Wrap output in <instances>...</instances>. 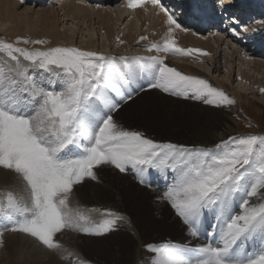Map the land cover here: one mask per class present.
Instances as JSON below:
<instances>
[{
    "label": "snow or ice",
    "instance_id": "6c2138e0",
    "mask_svg": "<svg viewBox=\"0 0 264 264\" xmlns=\"http://www.w3.org/2000/svg\"><path fill=\"white\" fill-rule=\"evenodd\" d=\"M146 2L129 0L128 6L138 7ZM150 2L165 12L169 28L163 45L153 44L149 51L156 48L186 56L207 54L200 49L177 47L172 33L187 29L181 27L160 0ZM23 43L46 41L23 39ZM0 52L14 62L20 74L27 71L21 62L23 57L49 71L55 66L65 79V86L59 92L34 90L33 99L39 97V106L28 114V107L20 102L15 90L4 87L0 68V167L16 173L24 182L23 191L27 194L0 191V217L13 225L0 230V245L8 230L29 234L52 250L62 248L55 237L64 229L89 235L110 232L124 217L106 209L103 210L105 218L95 222L84 210L72 207L70 197L74 186L85 178L97 179L94 171L97 166L110 164L124 172L131 165L141 172L157 168L174 173L173 183L163 199L189 225L193 236L198 234L203 211L217 212V241L195 249L170 243L147 245L155 253L152 264H264V193L261 192L264 190V136L229 137L214 149L160 144L141 132L123 129L105 112L119 107L106 89L123 98L113 82L117 77L123 79L125 72L112 58L74 47L29 51L3 39H0ZM133 59L140 60V71L154 80L150 88L203 100L210 105L234 103L207 80L181 73L165 63L163 57ZM70 150H74L72 155L68 154ZM237 207L239 213L235 212ZM257 241L259 246L249 251ZM76 264L89 262L77 259Z\"/></svg>",
    "mask_w": 264,
    "mask_h": 264
},
{
    "label": "rangeland",
    "instance_id": "374dc122",
    "mask_svg": "<svg viewBox=\"0 0 264 264\" xmlns=\"http://www.w3.org/2000/svg\"><path fill=\"white\" fill-rule=\"evenodd\" d=\"M21 1L23 2V0H20V2ZM49 1L50 0H40L39 1L40 3L37 2L34 4L31 0H28V2H26L25 4H22V2L19 3L20 5H17L18 8L16 7V10H17V12L20 13V12H22V10L23 11L25 10L27 5L30 7L29 8L27 6V8H29V9H32L34 6H36L33 8L34 10L46 9L47 7H50V5L55 7V9L59 8V6H60L59 2H57L56 4H53V3L50 4ZM58 1H61V0H58ZM81 1L83 2L84 0H81ZM94 1L95 0H93L91 2L89 1L90 3H93V6H94L93 9H98V7L100 6L102 11H103L105 8L110 6V5H108V6L104 5L103 3H105V1H103V0H97L95 2ZM226 1L227 0H223V1H220V0H160L161 4H163L164 7L168 9L169 14H172L175 17V19L177 21H179L178 23H180L184 29H187V31H191V29H193L191 31V32H193V35L199 34L200 38H202V37L204 38V36L206 37L208 35L211 36V38H212L215 35L211 40L214 43L219 42L218 44H220L222 41V38H224L223 43L219 47H217V52L215 54L211 53V55H210V52H209L206 55L204 54V57H201V55H203V54L199 55L197 53H193L191 56H186V55L174 54L173 52L172 53L171 52L170 53L165 52L166 54H164V55L174 62H179V61L183 60V58H184V60L186 62H188L189 64H191V66H193V65L196 66L195 69H197L199 71H204L205 75H207V77L210 79V81H209V79L207 80L209 82V84L212 85L213 87H215L216 89L223 91L229 99L233 100L234 103L238 105V108L241 111V116L239 115L238 121H235L231 117V121L234 122V124H232V127H234V129L237 130L238 132L233 134V136H231V137L244 136V135H248V134H254L257 136H264V91H262V90H264L263 89L264 84L258 83V82L262 81L264 78L263 79L260 78V73H259V71L255 70L256 65H255V63H253V61H259L262 64L264 63V0H232V1L228 0L227 2ZM261 1H263V2H261ZM113 3H114V7H116V8L122 7L121 9L124 8L123 10L126 11L130 15L127 16L126 18H124L123 20L118 21V23L114 26L111 25L112 24V22H111L110 25L112 26V33H113V35L116 34L113 36L112 40H110L111 37L107 33H105L102 26L98 27V24H99V23H97L98 20L96 22V20L93 19V21H92L94 23L93 25H91L89 23H85L83 21H78V23H77V21L73 20L71 16H69L68 20H65L64 18H62L60 16V13H57L59 15L58 16L59 19L56 20V23L58 25L57 27L59 28V30L62 31L65 29V31H66V30L70 29L71 31H73L75 33V34H73L74 35L73 36L74 37L73 44L68 43V45L66 46V45H62V44L58 43V44L52 45V47H49V48H53V47H74V48H77V49H80L83 51L96 52L97 50H86L84 48H80V46H79L80 41H83V40L86 41V38L88 36H92L91 39H92V41H94L93 44L95 43V45L97 46V48L99 50H102V49L103 50L104 49L109 50L110 48H111V50H114L117 48V47L115 48V46H116L117 41L120 39V37L124 33L128 32V30L130 29V27H129L130 22L134 23L133 27L135 26V24H138L135 27L136 28L138 27L139 29L137 30L134 28V31L139 32V30L143 29L142 27L145 26L144 29L145 30L148 29L147 33H149L150 35L153 36L154 34L158 33L157 32L158 31L157 26H156L158 23L156 22L157 21L156 19L158 18V14L160 12L161 13L162 12L165 13V12L162 11L160 9V7L154 6L150 2V0H148V2H146V3H144L142 5V7L140 6L142 8V12H141L140 16L142 17L143 23H140L137 19V16H136V9H138L139 7H129L128 6L129 2L126 3V2H123V0H114L113 2H111V4H113ZM32 4H33V6H32ZM228 5H230V6H228ZM223 6H228L229 8L232 7L231 11L229 10V12H227V13L223 12V9H222ZM102 7H104V8H102ZM112 16H113V14H112ZM153 17L155 19H153ZM95 19H97V18H95ZM33 20H34V17L32 18L31 21H33ZM206 20H208L207 24L204 23ZM139 23L142 25H140ZM9 25H10V23L5 22L3 27L8 28ZM0 26H2V25L0 24ZM57 27L55 28L56 30L58 29ZM233 29H235V32L233 31ZM37 30H38V28H37ZM131 30L133 31V29H131ZM38 33H39V35H42L41 31H38ZM106 35L109 37L108 39H107ZM25 36H27V35H25ZM54 36L55 35H53V36L49 35L46 38H43V37H39L37 35H34L32 37L37 38V39L41 38L40 40L43 39V41H46V43H48L49 41L56 39ZM159 36L157 35V37H159ZM217 36L220 38H218ZM32 37L24 38V34H18L16 39L12 40L11 36L0 33V39H3L6 42L11 43L13 45L21 44L20 46L18 45L16 47L26 48L29 51L34 50V49H39L42 51L48 49L47 47H46V49H44L45 47L43 48V46H41L43 44L28 43L26 45L24 43H18L17 42L18 38H21L20 41L23 42V39L33 40ZM37 39H34V40H37ZM179 39H180V37H179ZM216 39H217V41H216ZM66 40H67V42L69 41L68 38ZM143 40H145V39H143ZM154 40H151L150 43L146 44V45H144V43L141 45L140 44L139 45H137V44L129 45V46H127V48H125V51H126V49L127 50L129 49L128 51H131V50L136 51V52L140 51L143 53H150L152 51L151 52L152 56H155L156 55V50H155L156 48H152L151 51H149L150 46L153 45L154 42L157 44L163 45V42H160L159 39L156 40V38ZM180 40L182 42H185L187 39L181 38ZM212 41H211L210 45L212 44L215 46V44ZM22 44H24V45H22ZM185 46L190 47V48L192 47V45L191 46L185 45ZM243 51L245 53H243ZM240 52H241V54H240ZM96 53L102 54L106 58H109V57L112 58L113 62L116 64V66L118 68H120L121 71H123L124 69H129V71L131 70L130 71L131 75L134 74L136 76L138 74V69L140 70V68L142 67V62L140 60L133 59L136 57H140L138 55H134L131 57H124V56H121V55L116 54V53L115 54L111 53V55L110 54L104 55L103 53H100L99 51ZM151 54H149V56ZM213 56L215 59H213ZM125 58H127V59H125ZM8 60H10V59L7 57V55L3 52H0V65H1L0 68H2L3 70L6 69L3 72V75H4L3 79H6V78H9L10 76H12V77H10L11 79H10L9 83H10L11 87H9V88H13L15 90L17 98L20 100V102L23 105H26L28 107V109H29L28 114H32L34 112V110L36 108H38V106H39V97H37L35 100L33 99V93L32 92H34V90L39 89V88L44 89L45 91H56V92H59L62 90L63 87H61L59 85H58V87H55V88L49 87L46 85H39L38 87L36 86L35 89H33L31 87L32 89L28 88V90H27V88H24V87L22 88L23 84L21 83L20 79H21V77L24 76L23 74L19 73L18 78H16L11 73H9V76L6 75V77H5V74H7V72H8V68H5L4 66H6L8 63L10 65L12 64L14 66V62L8 61ZM21 60H23V57H21ZM23 61L27 65H29L30 69L37 68L36 70H34V74L33 73L31 74L32 70L30 71V75L28 76L29 79L30 78L31 79L36 78L35 76H37L39 73H46L47 76L51 75V74H49V72H50L49 70L42 69V68H39L35 65H32L31 62H29V61H25V60H23ZM26 69H28V68H26ZM52 69H55L56 73H59V71H60V73L57 75V77H59L60 79L64 78V74L60 69L55 68V66H52ZM238 69L240 72L243 71V73L241 72L242 75H239L240 72L237 71ZM247 74H249V75L247 76ZM144 75L145 74L143 73V76ZM185 75H188V74H185ZM254 76H256V77H254ZM132 80L133 81H132L131 85L128 84L129 87L124 86L122 83H120V81H122V80H120L119 77H117V79L113 82L115 84V86L118 87L120 92L123 93V98L121 96L117 95L111 89H106L107 95L112 99V101L114 103H118L119 105H121V104L124 105V106L122 105L123 108H121L122 106H119L118 108H116L112 112H107V109H105V112L107 114L112 115L114 121L119 126L123 127V129H125V130L141 132L147 138L152 139L155 142L160 143V144H166V143H172V144H176V143L186 144V143H188V144H190V143H193L194 140H197V141L203 143L204 141L210 140L208 135L206 136V135L199 134L198 131L201 129H198V128L203 127L206 131L213 132L212 130L214 128L213 127L214 122H217L218 119L209 117V115L211 114V111L218 110L216 107L211 106V105H209V106L208 105H202V104H200V102H197L196 99H193V101H190V102H186L183 98H181L179 96L174 98L173 95H170L169 93L165 94L161 90H158L161 92V94L169 97V99H167L169 101L162 103V102H160L159 99L154 98L155 96L157 97V95L155 94L156 92H154L152 90L153 88L149 87V84H147L145 82V83H143V87L140 84L137 87H135L134 84L136 83V80H134V79H132ZM26 81H27V78L25 77L23 79V82L26 83ZM34 82H35V85H36V83H38V81H34ZM262 82H264V81H262ZM146 86H147V88H145ZM216 86H218V87H216ZM5 88H8V86ZM138 88H140L142 90L140 91V89H138ZM154 89L157 90V88H154ZM149 90H150V92H149ZM25 91L27 93H24ZM112 94H114V95H112ZM137 94L140 96L139 99H136L139 97ZM142 94L144 96H142ZM145 94H146V96H145ZM129 95L131 96V99L127 98V96H129ZM140 100H143L144 102H139ZM156 102H158V104ZM206 106H207V108L209 107V109H207ZM187 108H189V109H187ZM211 108H213V109H211ZM119 109L121 110L120 111L121 113L119 112ZM181 112H183L186 115L188 120L185 117H183V114ZM203 123H206V124H203ZM171 139H175L176 142L171 141ZM184 144H182V145H184ZM187 146L188 145H186V147ZM198 146H200V145H196V146L195 145H189L188 147L189 148H196L197 147V149H198ZM73 152H74V150H70L68 154L72 155ZM105 167H106V169H105ZM110 167L112 169H115L114 165H110ZM131 167H132L131 165H128V166H126V169H129ZM108 168L109 167L102 164V165L97 166L94 169V171L96 172V175L98 176V178L101 177L104 181L112 180L113 184L117 183L116 184L117 186H120V187L127 189L126 183H124L125 181H123L122 178L117 177L115 174L112 175L111 169L107 170ZM0 169L3 170V171H0V177L3 176L4 171L6 172L7 175H8V172H11V170H7V169H4L2 167H0ZM129 172L130 171L127 170L126 173H124V175L127 178H131V179L133 178V180L136 182L132 172H130L131 174ZM109 173H111V174H109ZM13 174H14V172H12V174H11L13 177H14V175L17 176L16 173L14 175ZM16 176L14 178H17L19 181L20 180L22 181L21 178L19 179V177L18 176L16 177ZM105 176H108V177L105 178ZM130 176H132V177H130ZM143 177L147 178V175H145V173H144ZM115 178H116V180H115ZM84 180H86V179H84ZM84 180H83V182H84ZM21 181H20V185L18 188L21 187V189H23L24 188V186H23L24 182L23 181L21 182ZM83 182H82V184H83ZM85 185H87V184L82 185V187L83 186L85 187V188H83V190H84L83 192L86 193L88 196H90L91 195V194L89 195L90 186L89 185L85 186ZM0 186L2 187V188L0 187V191L1 190L5 191L7 189V187H9L10 189L13 188L11 191H13L16 194L18 193L17 195H20L18 191L15 192V190L17 189V186H15V184L13 186L11 184H10V186H8L7 184H0ZM9 188L6 191L10 190ZM148 190L150 191V188ZM112 191L115 192L114 189H112ZM114 192H111V193L107 192L111 196L107 195L106 192L104 194H102L103 196L102 195L101 196H102L103 200L102 199L100 200V201H103L102 204L107 203L108 205H114L115 201H116V199H115L116 197H114V195H113ZM120 192H121V190H120ZM261 192H262V190H261ZM72 193L75 195L74 192H72ZM121 194L123 195L124 193L121 192ZM128 194L130 196V191H128ZM112 196H113V198H110ZM122 197H123V199H122L121 203L122 202L123 203L119 204L120 208L117 211L118 212L117 214H119V215L121 214L122 217H125L126 219H128L129 224H131L134 229H132V230L126 229L124 231H120V229L115 228L114 230H111V232L105 233L103 235H90L93 237L91 238V240H89V242L79 238V240H77V244H78V246H80V251H81V255H82L83 259L90 261L92 264H94V263H97V264H139V263H144V261H147L144 264H152V261H153V258L155 257V254H154V252L150 251L152 253V255L150 257H145L144 250L147 253H149V251L146 249L143 250L139 246V244L136 242V237L139 233H140V236L143 238L142 242L144 243L143 246L146 245L145 247H147V245L152 244V242L157 240V239H158V243H161V244L162 243H170V244H174L178 247L189 248V249H195V248L199 247V245H197V246L191 245L189 241L182 242L181 241L182 236L175 235L172 230H169V228L168 229L164 228L162 226V224H160L158 222L156 223V221H152V223H151L152 225L144 224V222H145V221H143V220H145L144 215H145V212L147 211L145 204L140 205L139 207L138 206L135 207L134 203L130 202L131 200H129V199H131V197H128V195L127 196L125 195V197L124 196H122ZM106 198L109 200L107 201ZM113 199H115V200H113ZM252 200L256 201L257 198L254 197ZM105 201H107V202H105ZM88 203H86V205L96 204L95 202L93 203V197L92 196L90 199L91 204H88ZM107 204H105V205H107ZM147 204H150L149 199H147ZM105 205H102L103 209H105V207H106ZM111 208L112 207H110V209ZM139 208H141V210ZM120 209L121 210L123 209V210L121 211ZM137 210L139 211L138 212L139 214H137ZM140 211H141V213H140ZM235 211H240V210L237 207V208H235ZM88 214L92 215V216L91 215L90 216L92 217L93 221L96 220V217L92 213L88 212ZM134 214H136V215H134ZM173 214H174L175 218L178 220L177 225H182L184 227L186 226L187 230L189 231V225L183 221V219L176 213L175 210H174ZM216 216H217V212L215 210L205 209L203 211V215L201 217V224L198 226V231H199L198 233L202 234V235H207V236L209 235L210 236V234H211L210 231H212V229H211L212 224H206V223L208 221L216 219ZM218 223L219 222L217 220V225H218ZM5 226H7V228L10 229L13 225L11 223H9L8 221L4 220L2 217H0V230L4 229ZM213 229L215 230L214 227H213ZM218 231H219V229H218ZM218 231H215L212 234V236L210 238V242H215L219 239V232ZM201 232H203V233H201ZM20 233L21 232H12L10 230L5 231L4 236H3L4 237L3 238V244L5 245V242L9 243L10 240H11L10 242H14L15 241V238L13 239L14 235H18V237H19ZM79 235H83V234H79ZM84 235H86V234H84ZM98 236H100V239L99 238L97 239ZM191 237L196 238L198 241L202 240L201 237H196L193 235ZM191 237H189V239ZM26 238H27L26 241H28L29 243H32L35 246L40 245L39 242H36V240H37L36 238H34L30 235L26 236ZM84 238H86V237H84ZM169 238H171V239H169ZM144 239H145V242L147 244L144 242ZM88 244H92L93 246L88 245ZM158 245H160V244H158ZM200 246H202V245H200ZM40 247H41V245H40ZM140 249L142 251H140ZM251 250L252 249L249 247V251H251ZM114 251H119V252L114 253ZM53 253H55V252H53ZM139 253H141V254H139ZM72 256L79 258L78 255H72ZM72 256L67 257V258L70 261H72ZM17 260H19V257H18V254L16 252L11 251V250H7L6 246L0 247V264H19ZM42 260H43L42 262L29 261L28 263H25V264H49V263H46V261H44V260H46L45 257ZM142 260H144V261H142Z\"/></svg>",
    "mask_w": 264,
    "mask_h": 264
},
{
    "label": "bare ground",
    "instance_id": "6f19581e",
    "mask_svg": "<svg viewBox=\"0 0 264 264\" xmlns=\"http://www.w3.org/2000/svg\"><path fill=\"white\" fill-rule=\"evenodd\" d=\"M31 1L35 4V3L39 2L40 0H31ZM89 1L91 2L93 0H84L83 2L81 0H75V1L74 0H61V1H58V0H50L49 1L50 4H52V3L53 4H56L57 2H59L60 3L59 8L55 9V7H53V6L50 5V7H47L46 9H37V10H34L33 8L36 7V6H34L32 8L33 9L32 10V9H29L30 7L27 5L29 8H27V6H26L25 10L24 11L22 10V12L19 13V12H17L16 7H17V5H20L19 3H21L22 1L20 2V0H0V24L2 25V26H0V33H3V34H6V35L11 36L12 40H15L18 34H24V38H26V37H32L34 35H37L39 37L46 38L49 35L50 36L55 35L54 36L56 38L55 40H51L48 43H43V45H41V46H43V48L45 47L44 49H46V47L47 48L52 47V45L58 44V43H60L62 45H66V46L68 45V43H72L73 44V39H74V37H73L74 35L73 34H75V33L73 31H71L70 29L69 30H66V31H65V29L62 30V31H60L59 28L57 27L58 25L56 23V20L59 19L58 18L59 15L57 13H60V16L62 18H64L65 20H68L69 19V16H71L73 20L77 21V23H78V21H83L85 23H89V24L93 25L94 24L92 22L93 19L96 20V22L98 20V22H97V23H99L98 24V27L99 26H102V28L104 29L105 33H107L111 37L110 40H112L113 39V36L116 35V34L113 35V33H112V26L116 25L118 23V21L123 20L124 18H126L130 14H128L126 11H124L123 10L124 8L121 9L122 7L121 8L120 7H117V8L114 7V3L111 4V2H113L114 0H103V1H105V3H103L104 5H106V6L110 5L109 7L105 8L103 11H102V9H101L100 6L98 7V9H93V7H94L93 6V3H90ZM95 1H97V0H95ZM220 1H223V0H220ZM26 2H28V0H23L22 4H25ZM123 2H126L127 3V2H129V0H123ZM261 2H263V1H261ZM32 6H33V4H32ZM228 6H230V5H228ZM228 6H223L222 7L223 12H226L227 13V12H229V10L231 11V8L232 7L229 8ZM138 7H139L138 9L135 8L136 9V16H137L138 21L140 23H143L142 17L140 16L141 15V12H142V8H141L142 6L141 7L138 6ZM102 8H104V7H102ZM112 14H113V16H112ZM33 17H34V20L31 21ZM95 18H97V19H95ZM153 19H155V18L153 17ZM156 20L155 21L158 23L156 25L157 26V30H158L157 32L158 33L154 34L153 36L150 35L149 33H147V30L148 29L145 30L144 29L145 26H143L142 27L143 29L139 30V32L138 31H134V28L137 29V30L139 29L138 27L137 28L135 27L138 24H135V26L133 27L134 23L133 22H130L129 23L130 29L129 30L127 29L128 32L124 33L120 37V39L117 41L116 46H115V48L116 47L117 48L114 49V50H111V48L109 50L108 49L99 50L97 48V46L95 45V43L93 44L94 41H92V39H91L92 36H88L86 38V41L85 40L80 41L79 42V46H80V48H84L86 50H97L96 52L99 51L100 53H103L104 55H106V54H110L111 55V53H114V54L116 53V54H119V55L124 56V57H131V56H134V55H138L140 57H150V56H152V54H151L152 51L150 53H143V52H140V51H137L136 52V51H132V50L131 51H128L129 49L128 50L126 49V51H125V48H127V46L133 45V44H137V45L140 44L141 45V44L144 43V45H146V44H149L150 41L151 40H154L155 38H156V40L159 39L160 42H164V39L168 35V28H169V25L166 22L167 21V17L165 15V13H163V12L161 13L160 12L158 14V18ZM5 22L10 23V25L8 26V28L3 27V25H4ZM111 22H112V24H111ZM177 22H179V21H177ZM140 25H142V24H140ZM56 27L58 28L57 30L55 29ZM37 28H38V30H37ZM131 29H133V31ZM192 30L193 29H191V31ZM38 31H41L42 35H39ZM191 31H181L180 29H176L172 33V37L175 39V42H176L177 47L184 48V49H189L190 47H187L185 45H189V46L192 45L191 49H200V50H202L203 53H209L210 52V55H211V53L212 54H215L217 52V47H219L223 43V41H224V38H222V41H221L220 44H218L219 42L214 43L211 39L215 35L212 38L209 35L206 36V37L204 36V38H203L202 37L203 35H202L201 36L202 38H200L199 37L200 36L199 34L197 35V34L194 33L195 35H193V32H191ZM25 35H27V36H25ZM157 35L158 36L160 35V36L157 37ZM142 36L143 37H146V39L145 40H141L140 38ZM106 37H107V39L109 38L107 35H106ZM179 37H180V39L181 38H186L187 40L185 42H182L179 39ZM32 38H33V40L34 39H37V38H34V37H32ZM65 38L66 39L68 38L69 41L67 42V40ZM218 38H220V37H218ZM40 39L41 38H39L37 40H40ZM211 41L215 44V46L212 45V44L210 45ZM216 41H217V39H216ZM19 43H23V42L20 41ZM24 44H22V45H24ZM153 44H157V43L154 42ZM18 45L20 46L21 44H18ZM18 45H15V46H18ZM158 45H160V44H158ZM155 50H156V55L155 56L163 57L165 63H167L170 67L176 68L181 73L188 74L190 76H196V77L202 78L204 80H208L209 79L207 77V75H205V72L204 71H199V70L195 69L196 66H194V65L191 66V64H189L188 62H186L184 60V58H183V60H181L179 62H174V61L170 60L169 58H167L164 55V54H166L165 52L158 51L157 49H155ZM170 52L171 51H169V53ZM243 53H245V52L243 51ZM149 54H151V55L149 56ZM197 54L201 55L202 53H197ZM240 54H241V52H240ZM201 57H204V54L201 55ZM213 59H215L214 56H213ZM8 61H10V60H8ZM21 62L25 66V68H28L27 71H26V73L23 74L24 75L23 77L24 78L25 77L27 78L26 83L23 82V79H24L23 77H21V79H20L21 80V83L23 84L22 88L24 87V88H27V90H28V88L35 89L36 86L38 87L39 85H46V86L54 87V88L55 87H58V85L61 86V87H64L65 86V79L64 78L60 79L59 77H57V75L60 73L59 70H58L59 73H56V70L55 69H52L49 72V74H51L50 76H47L46 73H39L37 76H35L36 78H34V79H31L30 78L29 79L28 76L30 75V71L32 70L31 71V74L32 73L34 74V70H36L37 68L30 69L29 68V65H27L23 60H21ZM253 63H255V65H256V69L255 70L259 71L260 78L263 79L264 78V63L262 64L259 61H253ZM11 65L8 63L6 65L7 67L4 66L5 68H8V72H7V74H5V77H6V75L9 76V73H11L14 77L18 78L19 72L17 70H15V68H14L13 65H12L13 67ZM4 70H6V69H4ZM4 70H3V72H4ZM123 71L125 72V77L123 79H120V80H122V81H120V83H122L124 86H128L129 87L128 84L131 85V83L133 81L132 79L136 80V83L134 84L135 87H137L139 84L143 87V83H145V82L147 84L154 83V80L150 76H147V75H144L143 76V73L139 69H138V74L136 76L134 74L131 75L129 69H124ZM237 71L240 72L239 69ZM241 72L243 73V71H241ZM241 72L239 73V75H242ZM248 75L249 74H247V76ZM10 77H12V76H10ZM10 77L9 78H6V79H3V85H4V87H7V86H8V88L11 87V85L9 83L10 82V79H11ZM254 77H256V76H254ZM34 81H38V83H36V85H35V82ZM209 81H210V79H209ZM262 81H264V79ZM262 81H260L258 83L259 84L260 83L264 84V82H262ZM216 87H218V86H216ZM145 88H147V86ZM138 89H140V88H138ZM263 89H264V87H263ZM141 90L142 89H140V91ZM152 90L154 92H156L155 94L157 95V97L155 96L154 98L159 99L160 102L163 103V102L169 101V100H167V99H169V97L161 94V92L158 91V90H161L163 93L168 94V93L164 92L162 89L155 90L153 88ZM149 92H150V90H149ZM24 93H27V92L25 91ZM112 95H114V94H112ZM170 95H172V94H170ZM142 96H144V95L142 94ZM145 96H146V94H145ZM177 96L183 98L186 102L193 101V99L186 98V97H184L182 95H173L174 98L177 97ZM139 98H140V96L138 98H136V99H139ZM139 102H144V101L143 100H140ZM197 102H200V104H202V105H208V106L210 105V104H205L203 102V100H197ZM156 103L158 104V102H156ZM122 105L123 104H121L119 106H122ZM123 106L121 108H123ZM211 106H214V107H216L218 109V110H215V111L214 110L211 111V114L209 115V117L218 119L217 122H214V126L212 125L214 127L213 130H212L213 132H208L203 127L198 128V129H201V130L198 131V133L199 134H202V135H206V136L208 135V137H209L210 140L204 141L203 143L202 142H199L197 140H194L193 143H190V144H188V143H186V144H184V143H176V144H179V145L184 144L185 146L186 145H188V146L189 145H195V146L196 145H200V146H198V149H200V148H202V149H214V147H215L216 144H219L223 140H228L229 137L233 136V134H235V133L238 132L237 130L234 129V127H232V124H234V122L231 121V117L235 121H238L239 115L241 116V111L239 110L237 104L232 103V104H224V105H220V106H216V105L213 104ZM206 108H207V106H206ZM187 109H189V108H187ZM207 109H209V107ZM211 109H213V108H211ZM120 111L121 110L119 109V112ZM181 113L183 114V117H185L188 120V118L186 117V115L183 112H181ZM203 124H206V123H203ZM171 141H175L176 142L175 139H171ZM104 165H106L107 167H109L107 170L111 169L112 175L115 174L117 177L122 178V180L125 181L124 183H126V188L127 189H125L123 187H120V186H117L116 185L117 183L116 184H113L112 180H110V181H104L101 177L98 178V176H97V179L96 180H92L91 178H85L86 180H84V182L82 181L83 184L81 182V184L75 185L74 188H73V192L75 193V195L72 193L73 195H71V197H70V205L72 207H74V208L75 207H79L81 210H84L86 212V214H88V212L89 213H92L96 217L95 222H99L100 220H102L103 218H105V216L103 214V210H106L107 209V210H111L112 212L118 213L117 211L120 208L119 207V204H122L123 203V202L121 203V201L123 199L122 196L125 197V195L126 196L128 195V197H131V199H129V200H131L130 202L134 203V206L135 207H137V206L139 207L140 205L145 204V206L147 208V211L145 212V215H144L145 216V220H143V221H145L144 224H146V225H148V224L152 225L151 224L152 221H156V223L158 222V223L162 224V226L164 228H166V229L169 228V230H172L175 235L182 236V240H181L182 242L189 241L190 244L191 245H194V246H197V245L200 246V245H203V244H207V242L208 243L210 242V238H211L212 234L215 231H218L217 219H213L211 221H208L206 224H212L211 225L212 231H210L211 234H210V236L209 235L207 236V235H202V234H199L198 233L195 236L202 238L201 241H198L196 238H194V237L192 238L191 237L192 235H191L190 231L187 230L186 226L184 227L182 225H177V221L178 220L175 218V216L173 214L174 209L172 208L171 204L166 199H163L164 194L168 191L169 187L173 183L174 173L170 169L147 168L145 171L141 172V171H139L138 168L131 167L129 169H126L124 172H121L117 168L112 169L110 167V164H104ZM105 169H106V167H105ZM127 170L130 171V172H132V174L134 175V178H135L136 182L133 180V178L132 179L131 178H127L124 175V173H126ZM0 171H3V170L0 169ZM4 172H3V176L0 177V184H7L8 186H10V184L12 186L15 184V186H17V189L15 190V192L18 191L20 195L26 196L27 194L23 191V189H21V187L18 188L19 185H20V181L21 180L19 181L17 178H14L16 176V175H14L15 173L13 174L14 175V177H13L11 175L13 171L8 172V175L6 174V172L5 173ZM144 173H145V175H147V178L143 177V174ZM109 174H111V173H109ZM108 176H105V178L108 177ZM130 177H132V176H130ZM115 180H116V178H115ZM141 181H143V183ZM84 184H87L85 186H88V185L90 186V189H89L90 190L89 195L91 194L90 196H88L86 193L83 192L84 191L83 188H85V187L84 186L82 187V185H84ZM8 188L9 187H7V189ZM147 188L148 189L150 188V191ZM12 189H10V190H12ZM112 189H114L115 192L112 191ZM120 190H121V192L124 193L123 195L121 194ZM128 191H130V196L128 194ZM105 192L106 193L107 192H110V193L111 192H114L113 195H114V197H116L115 198L116 201H115V204L114 205H108L107 203H105L107 205L102 204L103 201H100V200L102 199V196H103L102 194H104ZM262 193H264V190H262ZM107 195L111 196L109 193H107ZM91 196L93 197V203L95 202L96 204H94V205H86V203H88V202H89L88 204H91L90 203ZM110 198H113V196L110 197ZM115 199H113V200H115ZM147 199L150 200V204H147ZM108 200L109 199H107V201ZM236 200H237V203L240 202L239 201V197H237ZM107 201H105V202H107ZM253 202H255V200H253ZM102 205H105L106 206L105 209H103ZM110 207H112V208L110 209ZM93 209H98L99 211H92ZM139 209L141 210V208H139ZM138 212L139 211L137 210V214H139ZM235 212L236 213H239V211H235ZM140 213H141V211H140ZM134 215H136V214H134ZM120 216H122V215L120 214ZM91 219H92V217H91ZM213 227L215 228V230L213 229ZM115 228L116 229H120V231H124L126 229H130V230L134 229L133 226L131 224H129L128 219H126L125 217H124L123 220H118L117 221V224L114 227V229ZM201 233H203V232H201ZM79 234H83V235H79ZM84 234L85 233H82V232H79V231H74L72 229H64L61 233H57L55 239H57L60 242V244L62 245V248L60 250L48 249L46 246H44L41 242H39L37 240H36V242H39V244L41 245V247H40V245L39 246H35L34 244L29 243L28 241H26V239H27L26 236H28L29 234H25V233H22V232L20 233L19 237H18V235H14V237H13V239L15 238V241L14 242H10L11 241L10 240L9 243L5 242V245L4 244L3 245H0V247L6 246V249L7 250H11V251L16 252L18 254V257H19V260H17L19 264H25V263H28L29 261H39V262H42L43 261L42 259L44 257L46 258V260H44V261H46V263H49V264H76V261L79 258H80L79 260L87 261V262H89V264H92L90 261L85 260V259L82 258L81 251H80V246H78V244H77V240H79V238H81V239L86 240L87 242H89V240H91V238L93 237V236H90L89 234H86V235H84ZM84 237H86V238H84ZM189 237H191V238L189 239ZM98 238L100 239V236H98L97 239ZM169 239H171V238H169ZM142 241H143V238L140 236V233H139L137 235V237H136V242L139 244V246L143 250L146 249V250L149 251V253H147L144 250L145 257H150L152 255V253L150 252V250H149L148 247H145L146 245L143 246L144 243ZM144 242H145V239H144ZM158 244H161V243H158V239H157V240L153 241L152 244H150V245H158ZM250 244H251V242H250ZM88 245L93 246L92 244H88ZM258 246H259V242L257 241V242H255V244H252L250 246V248L252 249V247H258ZM241 247L243 248L244 245L241 244ZM140 251H142V250L140 249ZM53 252H55L56 254L53 253ZM118 252L119 251H114V253H118ZM69 253H73V255H78L79 258L72 256V261H70L68 258L67 259L64 258V257H69L68 256ZM139 254H141V253H139ZM144 260H142V261H144ZM146 262L147 261H144V263H146ZM144 263H139V264H144ZM94 264H97V263H94Z\"/></svg>",
    "mask_w": 264,
    "mask_h": 264
}]
</instances>
